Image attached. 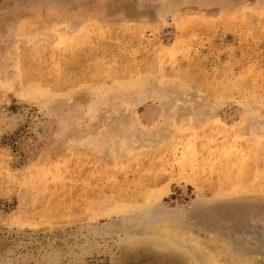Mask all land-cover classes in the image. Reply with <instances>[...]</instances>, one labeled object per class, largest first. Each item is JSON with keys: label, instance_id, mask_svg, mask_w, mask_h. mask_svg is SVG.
I'll use <instances>...</instances> for the list:
<instances>
[{"label": "rangeland", "instance_id": "374dc122", "mask_svg": "<svg viewBox=\"0 0 264 264\" xmlns=\"http://www.w3.org/2000/svg\"><path fill=\"white\" fill-rule=\"evenodd\" d=\"M184 233L264 264V0H0V264H200Z\"/></svg>", "mask_w": 264, "mask_h": 264}, {"label": "bare ground", "instance_id": "6f19581e", "mask_svg": "<svg viewBox=\"0 0 264 264\" xmlns=\"http://www.w3.org/2000/svg\"><path fill=\"white\" fill-rule=\"evenodd\" d=\"M154 231H157L158 233H160L161 235H163V236H166L165 238H168V240H172V239H170V237H174V239H175V241L176 240H178L179 238L181 239V237L183 236L182 234L183 233H181L179 230H178V232H180L181 233V235L177 232V230L176 229H174L173 228V226H171V224L169 223V221L168 222H166V221H159L158 223H156V224H154ZM191 233V232H190ZM189 233V234H190ZM185 235V238L183 239L184 240V242L185 243H190L191 244V246L189 245L188 247H189V249L194 253V254H196L199 258H200V264H222V261L220 260V258L218 257L219 255H217L218 253H219V251H217V249H216V251L217 252H214V248H216V247H212V246H206V243H205V246L203 245L204 244V242H202V243H197L199 240H197L196 239V241L197 242H195L194 240H195V236L193 235V237H191L190 239H189V236H188V234H186V233H184ZM188 237H187V236ZM179 237V238H178ZM186 237H187V239H186ZM194 239V240H191V239ZM173 239V240H174ZM174 241V242H175ZM178 242H179V240H178ZM206 242V241H205ZM213 243H215V242H213ZM215 244H220L219 242H217L216 241V243ZM212 245V244H211ZM218 247V246H217ZM218 249H222V248H220V247H218ZM215 253H217V254H215ZM233 263H235L236 264V260L234 259L233 261H232ZM225 264H226V262H224Z\"/></svg>", "mask_w": 264, "mask_h": 264}]
</instances>
